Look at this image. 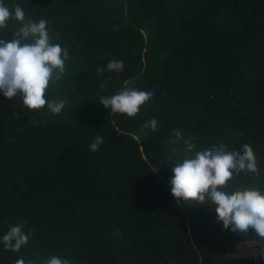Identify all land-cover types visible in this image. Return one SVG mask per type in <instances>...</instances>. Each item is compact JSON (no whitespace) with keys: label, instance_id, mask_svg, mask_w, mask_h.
Masks as SVG:
<instances>
[{"label":"trees","instance_id":"obj_1","mask_svg":"<svg viewBox=\"0 0 264 264\" xmlns=\"http://www.w3.org/2000/svg\"><path fill=\"white\" fill-rule=\"evenodd\" d=\"M4 3L50 21L70 59L48 97L67 102L59 115L0 92V238L21 222L33 230L20 252L0 243V264L36 255L76 264H264V249L234 254L264 239L224 231L214 206L177 204L170 185L184 139L195 137L197 150L251 145L261 176L242 173L234 183L264 191V0ZM112 60L123 71L109 72ZM126 87L154 91L136 117L99 101ZM173 129L183 135L176 143ZM97 135L104 143L91 151Z\"/></svg>","mask_w":264,"mask_h":264},{"label":"clouds","instance_id":"obj_2","mask_svg":"<svg viewBox=\"0 0 264 264\" xmlns=\"http://www.w3.org/2000/svg\"><path fill=\"white\" fill-rule=\"evenodd\" d=\"M50 21L40 19L36 22L26 19V13L20 4H6L0 0V33L12 32V39H0V92L9 100L20 97L24 108L29 111L47 109L53 115H59L66 107L64 99L48 98L51 89L61 82L67 72L66 61L70 59V51L54 40L59 35L50 29ZM109 72H121L124 69L122 60H112L107 64ZM98 68L97 73H103ZM100 88L106 91L107 83ZM154 91H143L126 87L113 95H101L100 103L111 108V113L136 117L141 106L149 102ZM153 131L157 121L152 119ZM148 127V124L145 125ZM176 143L183 138L179 129H173ZM195 137L184 139L186 156L175 160L170 179L171 194L177 204L214 206L216 222L224 231L238 235H247L249 230L264 239V191L253 185L235 186V177L242 173L260 178L261 170L257 166V158L253 147L248 143L242 150H227L223 143L197 150L193 143ZM104 143L103 137L97 135L89 145L91 151H97ZM233 182V183H230ZM32 229L24 230V223L9 227L0 243L7 251L20 252L31 237ZM259 259H264L261 255ZM15 264H76L74 260L56 255L45 258L36 255L25 260L21 257Z\"/></svg>","mask_w":264,"mask_h":264},{"label":"rangeland","instance_id":"obj_3","mask_svg":"<svg viewBox=\"0 0 264 264\" xmlns=\"http://www.w3.org/2000/svg\"><path fill=\"white\" fill-rule=\"evenodd\" d=\"M264 247L258 246L254 243H246L244 245L237 246L234 251V254H256L259 251H262Z\"/></svg>","mask_w":264,"mask_h":264}]
</instances>
